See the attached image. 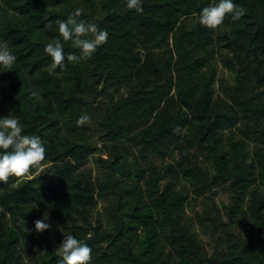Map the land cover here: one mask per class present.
Listing matches in <instances>:
<instances>
[{"label":"trees","instance_id":"trees-1","mask_svg":"<svg viewBox=\"0 0 264 264\" xmlns=\"http://www.w3.org/2000/svg\"><path fill=\"white\" fill-rule=\"evenodd\" d=\"M216 2L141 0L138 13L126 0H0V40L17 56L0 73V116L45 143L29 175L47 166L0 184V264H58L67 234L92 249L91 264H264V0H234L245 14L213 30L199 13ZM75 9L107 42L53 69L44 45ZM64 51L79 55L70 42ZM81 114L91 120L77 126ZM220 187L224 214L188 215ZM45 214L51 227L37 233ZM197 225L222 231L223 250L209 255Z\"/></svg>","mask_w":264,"mask_h":264},{"label":"clouds","instance_id":"clouds-1","mask_svg":"<svg viewBox=\"0 0 264 264\" xmlns=\"http://www.w3.org/2000/svg\"><path fill=\"white\" fill-rule=\"evenodd\" d=\"M129 10L142 12L141 0H126ZM81 10L75 9L66 20H57L58 37L44 45L45 54L51 58L50 67H59L63 70L66 62L73 64L81 60L92 58L99 47L108 39V31L101 30L98 26L83 19ZM245 14V9L234 3V0H218L214 5L204 7L199 13V23L208 29H217L221 26L226 16L233 21H239ZM64 42H70V47L78 50L64 51ZM17 63V56L11 50L9 42L0 40V73L10 72ZM34 96L37 94L34 92ZM91 120L87 114H81L76 120L77 126H84ZM46 146L39 135L24 134V127L18 116L9 114L0 116V184L12 183L15 187L20 178L28 176L32 171L39 169L45 160ZM47 214L42 219L35 221L37 233H43L51 225L48 223ZM60 254L58 264H91L92 249L72 234L65 235L57 249Z\"/></svg>","mask_w":264,"mask_h":264},{"label":"rangeland","instance_id":"rangeland-1","mask_svg":"<svg viewBox=\"0 0 264 264\" xmlns=\"http://www.w3.org/2000/svg\"><path fill=\"white\" fill-rule=\"evenodd\" d=\"M219 76L226 78L230 83H234L235 76L233 74H230L228 71L224 70L222 67H219ZM120 95H126V90H122ZM101 103L102 104L100 105V109H98V113H96V115H99L102 112V110H105L107 107L106 106L107 104L105 103H108V102L102 101ZM132 153L137 155V150H131V154ZM103 157L107 158V156L105 155ZM173 157L174 156H170L164 162H157L156 165L164 167L166 165L172 164ZM131 158H133L132 155H131ZM198 160L201 162H204L202 156L201 157L198 156ZM86 167L92 169L95 175L98 174L99 172V166H97L95 161H93V158H90L89 162L86 164ZM46 169H47V166L43 167L34 176L28 175L27 178L32 179L33 177H36V176L45 175ZM259 183L260 185H262V188L264 189V181H263V184L261 180L259 181ZM229 197H230V194L226 191V187H220L214 190L213 192H211V194H207L206 196L199 198L197 202H192V205H190L187 208V213L189 216L195 217L196 214L203 213L204 209L207 207L211 208L212 210L213 205H215L219 207L222 214H224V206L228 205L230 202ZM104 205H105L104 202L102 201L99 202V208H98L99 212H102ZM224 220L226 221L227 218L225 217ZM239 224H240V221H238V223L233 228V231L236 233L240 232ZM195 228L202 242L203 247L206 249L209 255L213 254L215 251L223 250L222 246L219 244L220 239L225 237L222 231H214L213 228H206V227L202 228L198 225Z\"/></svg>","mask_w":264,"mask_h":264}]
</instances>
